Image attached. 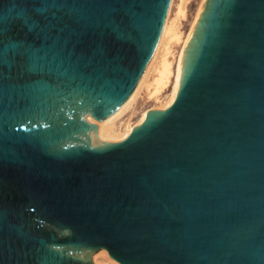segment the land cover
Here are the masks:
<instances>
[{"label": "water", "instance_id": "water-1", "mask_svg": "<svg viewBox=\"0 0 264 264\" xmlns=\"http://www.w3.org/2000/svg\"><path fill=\"white\" fill-rule=\"evenodd\" d=\"M170 0H0V264H264V0H204L172 100L125 136Z\"/></svg>", "mask_w": 264, "mask_h": 264}, {"label": "rangeland", "instance_id": "rangeland-1", "mask_svg": "<svg viewBox=\"0 0 264 264\" xmlns=\"http://www.w3.org/2000/svg\"><path fill=\"white\" fill-rule=\"evenodd\" d=\"M203 1L204 0H170L166 17L169 16L170 25L178 31L180 39L166 40V44L161 48L158 58L151 67L148 77L136 94L133 103L123 114L112 122L117 134L120 135L125 132L147 109L164 105L171 92L172 83L159 92L157 96L151 92L150 89L156 75V69L159 67L160 60L164 54L172 65H175L182 41L186 38L191 29L192 23ZM104 253L105 254L98 255L101 264H119L114 261L108 253Z\"/></svg>", "mask_w": 264, "mask_h": 264}, {"label": "bare ground", "instance_id": "bare-ground-1", "mask_svg": "<svg viewBox=\"0 0 264 264\" xmlns=\"http://www.w3.org/2000/svg\"><path fill=\"white\" fill-rule=\"evenodd\" d=\"M200 8H201V5H200ZM200 8L198 9V12H197V14L195 16V19H196L197 15H198V13L200 11ZM195 19H194V21L192 23L191 29L193 27ZM191 29L189 30L186 38L183 39V41H182V45H181L180 50L178 52V57L176 59L175 65H172L170 60L164 54V56L160 60L159 67H157V69H156V75H155V77L153 79L152 87L150 89L151 92H153L157 96V94L159 92H161L166 86H168L170 83H172L171 92L169 94V97L165 101L164 105L168 104L172 100V98L174 96L176 85H177L176 76H177V71H178L179 58H180V55H181L182 50L184 48V45L186 43V40H187V38H188V36L190 34ZM179 35L180 34L178 33V31L175 30L172 25H170L169 16L165 17L164 25H163V28H162V32H161L158 44H157L156 49H155V51H154V53H153L148 65L146 67V70H145L144 74L141 77L137 93L140 90V88L142 87L143 83L146 81V79L148 77V74H149V71H150L151 67L153 66L154 62L156 61V59L158 58V55H159V52H160L161 48L166 44V40L167 39L179 40L180 39ZM145 112H143V114H141V116L138 118V120L132 126L128 127V129L125 132L121 133L120 135L121 136H125L126 133L132 127H134L136 124H138L140 122V120L142 119V117H143ZM99 254H105V253L104 252L96 253L93 256V259H92L94 264H101L100 260L98 259L99 258L98 255Z\"/></svg>", "mask_w": 264, "mask_h": 264}]
</instances>
